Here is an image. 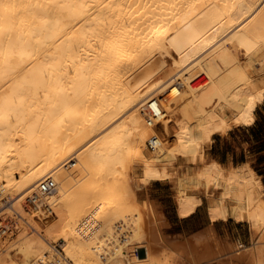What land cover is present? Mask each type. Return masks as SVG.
Instances as JSON below:
<instances>
[{
    "label": "bare ground",
    "instance_id": "6f19581e",
    "mask_svg": "<svg viewBox=\"0 0 264 264\" xmlns=\"http://www.w3.org/2000/svg\"><path fill=\"white\" fill-rule=\"evenodd\" d=\"M263 102L264 0H0V264H177L158 181L264 264L261 178L206 154Z\"/></svg>",
    "mask_w": 264,
    "mask_h": 264
},
{
    "label": "crops",
    "instance_id": "0c3cea01",
    "mask_svg": "<svg viewBox=\"0 0 264 264\" xmlns=\"http://www.w3.org/2000/svg\"><path fill=\"white\" fill-rule=\"evenodd\" d=\"M256 114L260 115V119L257 117L255 124L259 122V125L261 127H264V123H263L264 121V102L259 105L256 111ZM257 128L259 129L260 127L257 126ZM232 131L233 130H230L229 132H232ZM229 134L230 133H227L226 135H219V137H222L221 141H216L215 138H217L218 136H215L213 143L207 148V153H206L207 156L210 157L212 160L216 161L217 163L224 165L226 168L236 167L238 165H243L246 163H250L251 167H253V160L252 159L250 160L248 156V153H249L248 149L250 148L249 142L239 141V142L233 143L232 141L228 139ZM262 142H264V133H263ZM256 157L260 158V160L263 161L264 160V150L262 149L257 154ZM262 164L263 165H261L262 167L260 170L254 167L253 169H255L257 175L261 178V181L264 184V162H262ZM156 184L160 185V187H162L163 189V190L160 189L157 192L156 191L153 192L154 194L159 193L158 194L159 200L162 201V204H160L157 208L159 209L160 212H162L165 215L166 219L168 220V224H169L168 226L167 225L163 226L164 229L162 228L164 237L166 236V239H168L169 243L174 244L173 246L177 253H181L183 255L186 253V255L184 256L182 255L181 258L178 257V259L176 260L177 264H186V263L189 264L190 263L189 262L190 261L189 250L192 253L195 252L198 254V255L196 254L195 255L198 256L199 258V264H252L253 263L252 256L250 253L247 252L248 258L247 256H245L246 253H244L243 254L244 257L241 256L239 257L240 259L238 258L236 254L237 248H240V246L242 245H244L245 247H248V246L250 247L257 240L258 236L255 230L252 229L251 225L248 224V222L238 221V220L236 221V219H234V217H232L231 215H229L227 218H220V219L213 220L210 217L206 202L204 203V201L190 215L188 216L179 215L180 212H178L179 210L176 205V201L174 197L175 190L172 187V184L169 181H158ZM168 187H170L171 191L166 190ZM255 234H256V237H255ZM209 236H212V237H209ZM195 238L199 239L198 240L199 242L195 241L196 240ZM195 243H197L198 245ZM221 244L223 247L221 246ZM185 245L188 249L187 248L185 249ZM217 245H218V248H216ZM219 245L221 247V250H220ZM205 246H208L209 248L212 247L211 249L213 250L207 249L209 253L210 252L212 253L211 255L207 252V250H206V253L203 251L205 249L204 248ZM225 247L227 248V251ZM216 249H219L220 251ZM193 250L195 251L193 252ZM197 250L200 252H196ZM183 251H185V253H183ZM202 252H203V255L205 254V256L206 254L207 256L210 255L209 259L205 257L201 259L203 256H201L200 253ZM231 253L234 255L230 256ZM212 255H215L214 256L215 259L212 257ZM226 255L227 256L229 255L230 257L228 258ZM219 256L221 259L217 260ZM221 256H223L224 258ZM249 257L251 260L249 259ZM200 259H201V262H200ZM209 261H211V263Z\"/></svg>",
    "mask_w": 264,
    "mask_h": 264
},
{
    "label": "rangeland",
    "instance_id": "374dc122",
    "mask_svg": "<svg viewBox=\"0 0 264 264\" xmlns=\"http://www.w3.org/2000/svg\"><path fill=\"white\" fill-rule=\"evenodd\" d=\"M257 117L260 119V115L256 114V119H257ZM263 123H264V121H263ZM257 126H259L260 128L258 129ZM232 130L233 131L230 132V134L228 135V139L230 141H232L233 143L234 142H239V141H241V142H246V141L249 142L250 148L248 149L249 150L248 151L249 152L248 156H249L250 160L251 159L253 160V167L254 168H258V170H260L261 167H262L261 165H263L262 162H264V160L261 161L260 158H257L256 156L262 149L264 150V148H263L264 142H262L263 133H264V127H261L259 125V122H257L256 124H254L253 126H250V127L239 126V127L233 128ZM218 137L215 138L216 141H221L222 137H219V138ZM160 189H162V187H160V185L154 184L152 187L149 188V190L146 193H141L140 196H141L142 200H145V198L147 196H149L152 199L153 203L155 204V206L157 208L160 204H162V201L159 200V195H158L159 193L154 194L153 192L154 191L157 192ZM166 190L167 191H171L170 187H168ZM6 216L7 215L4 214L3 217H0L1 218L0 220H2L4 218V226L7 227L9 222L12 221L11 220L12 218L9 217V216H7V218H6ZM8 219H10V220H8ZM167 244L169 246H172V244L169 243L168 241H167ZM140 256L144 257V252L143 251H140Z\"/></svg>",
    "mask_w": 264,
    "mask_h": 264
},
{
    "label": "built area",
    "instance_id": "2783aa9c",
    "mask_svg": "<svg viewBox=\"0 0 264 264\" xmlns=\"http://www.w3.org/2000/svg\"><path fill=\"white\" fill-rule=\"evenodd\" d=\"M52 185H53L52 183H45L44 185H42V188H43L45 191H50Z\"/></svg>",
    "mask_w": 264,
    "mask_h": 264
},
{
    "label": "trees",
    "instance_id": "16d2710c",
    "mask_svg": "<svg viewBox=\"0 0 264 264\" xmlns=\"http://www.w3.org/2000/svg\"><path fill=\"white\" fill-rule=\"evenodd\" d=\"M254 124H255V123H254ZM254 124H253V125H254ZM245 127H250V126H245Z\"/></svg>",
    "mask_w": 264,
    "mask_h": 264
}]
</instances>
